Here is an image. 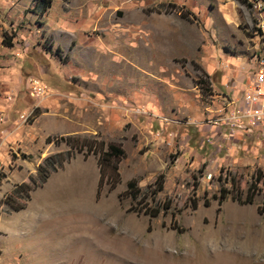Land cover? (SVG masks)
<instances>
[{"label": "rangeland", "instance_id": "rangeland-1", "mask_svg": "<svg viewBox=\"0 0 264 264\" xmlns=\"http://www.w3.org/2000/svg\"><path fill=\"white\" fill-rule=\"evenodd\" d=\"M249 2L0 0L3 63L21 81L5 118L29 136L0 153V185L8 174L17 182L0 209L32 194V211L56 203L67 174L82 185L69 191L66 213L36 220L35 229L44 248L69 242L63 264H264V138L250 131L225 144L226 99L242 67L234 60L250 67L264 57V0ZM205 74L211 95L193 84ZM34 81L46 97L33 94ZM141 89L169 105L117 97ZM63 119L73 133H55ZM48 135L120 141V182L97 197L96 156L46 143ZM57 152L70 159L39 184L38 165ZM19 181L33 189L16 193Z\"/></svg>", "mask_w": 264, "mask_h": 264}, {"label": "crops", "instance_id": "crops-1", "mask_svg": "<svg viewBox=\"0 0 264 264\" xmlns=\"http://www.w3.org/2000/svg\"><path fill=\"white\" fill-rule=\"evenodd\" d=\"M7 52V47H0V56L4 55V57H0V153L4 152L5 147H11L14 144L20 145L22 140H28L29 137L28 135L21 134V130H19L20 128L15 129L16 124L10 123L13 121L18 122L17 119L5 118L6 106L10 105L21 91V81L18 70H15L13 69V67L7 66L3 63V61L7 62L6 60H8L5 56ZM234 62H238L240 65H242L243 68L241 67L238 72H236L237 77L231 85L232 87L230 86L231 89L233 88L234 90L232 96L229 97V100H233L235 103H240L242 100L243 90L250 80L251 72L254 71V65L248 67L249 64H247V62H245V60L243 59L234 60ZM14 71H16L18 74H15ZM222 81H225L224 78ZM156 94L157 93L149 89H141L140 91L132 92V94H120L117 97H129L134 101L143 102L148 107L155 104V102L153 101V97H158L159 102L163 106L169 105L164 104L161 100V97L159 95L157 96ZM6 121H8V123ZM66 123L70 122H67L64 119L60 120V122L57 123L60 124V126H58V129H56L55 133L70 134L76 130L66 129ZM9 124L11 126H9ZM252 131L256 134V138H264V134L261 133V130L254 129ZM246 136H252L250 131L245 132L239 130H230L227 134L225 144H229V140L231 137L246 140ZM93 175L95 182H98L99 170L97 168L94 170ZM6 178L10 180L2 181L0 185L1 197H3L5 193L4 191L11 192L10 181H12V184L17 183L10 178L9 174ZM63 178V187L61 189L62 195L55 196L56 203H52V200H50L46 204L43 203L42 205H40L37 210L34 209L32 211V194L23 209L17 211H6L0 209V264H63L67 262L68 254L65 255V253L66 251H68L69 242H60L54 246L55 249L44 248L38 241L35 231L36 220L44 221L54 215H62L66 213V207L68 205L66 197L68 196L69 191H72V193L75 195V193L77 194L79 188L82 185V183L80 184L78 182H68L67 174H64ZM81 179L83 180V175H81ZM21 181H19L18 183H20ZM47 183H49V179L44 183V185H46ZM19 213H23L24 217L19 216ZM104 263H107L106 260L104 261ZM70 264L79 263L72 262Z\"/></svg>", "mask_w": 264, "mask_h": 264}, {"label": "trees", "instance_id": "trees-1", "mask_svg": "<svg viewBox=\"0 0 264 264\" xmlns=\"http://www.w3.org/2000/svg\"><path fill=\"white\" fill-rule=\"evenodd\" d=\"M238 1L241 3L250 4L249 0H238ZM47 7H48L47 4L46 5L43 4L41 6V9L38 10V12L43 13ZM4 43L10 45L9 40H6ZM201 79L198 78L194 80L193 81L194 86L199 88L203 95L205 94L211 95L212 90L209 83V76L205 74V78H201ZM35 114H38L37 111L35 112ZM51 141H53L56 144L60 142H64L69 146L71 150H74L76 152H82L84 155L93 154L96 156L98 170H99V178L96 189L97 197L100 195V192L104 184H107L110 189H113L120 182L119 163L125 157V150L120 141H116V140L104 141L103 139L88 138L78 135L46 136L45 142L49 143ZM71 153H73V151ZM62 156L63 154L61 152H57L56 154L46 156L43 159L42 164L38 165V173L40 176L39 184H42L46 181L51 171H56L59 167H61L64 160L68 161L70 159V156H67L65 158H63ZM56 158H59V160H57ZM55 160L58 161L56 166H54L53 164ZM46 167H49L50 170H48ZM30 177L31 176H29V179L32 180ZM259 180L260 177L256 176V181ZM126 187H127L126 191L128 193L131 192L132 190L135 191L134 192L135 194L133 195H136L139 192V188L136 186V183L133 180H129L127 182ZM162 187H163L162 181L156 182V187L153 189L152 194L155 195L157 192L161 191ZM30 189L33 188H31L30 185L24 181L17 184V189L15 190V192L18 193L21 192L22 190L27 191ZM16 193L14 194L15 196H17ZM10 205H11L10 211L11 210L17 211L23 209L26 205V202L22 204H14V205L10 204ZM157 213H158V209H153L150 211V215L152 216L156 215Z\"/></svg>", "mask_w": 264, "mask_h": 264}, {"label": "built area", "instance_id": "built-area-1", "mask_svg": "<svg viewBox=\"0 0 264 264\" xmlns=\"http://www.w3.org/2000/svg\"><path fill=\"white\" fill-rule=\"evenodd\" d=\"M257 60L259 61L243 90L241 102L226 99L227 106L231 109L224 122L229 125L230 130L248 132L259 129L264 134V57ZM32 88L33 94L40 99L48 95L45 87L38 81L33 82ZM141 109L136 108L135 111L141 112Z\"/></svg>", "mask_w": 264, "mask_h": 264}, {"label": "bare ground", "instance_id": "bare-ground-1", "mask_svg": "<svg viewBox=\"0 0 264 264\" xmlns=\"http://www.w3.org/2000/svg\"><path fill=\"white\" fill-rule=\"evenodd\" d=\"M89 208H90V207H89ZM256 242H257V241H256ZM254 244H255V243H254ZM256 245H257V244H256ZM261 246H262V245H261ZM253 247H254V248H256L255 246H253ZM257 249H258V251H259V246H258V248H257ZM254 250H255V249H254ZM261 250H262V249H261Z\"/></svg>", "mask_w": 264, "mask_h": 264}]
</instances>
